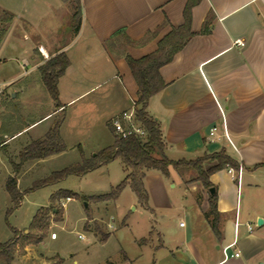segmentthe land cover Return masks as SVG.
I'll return each mask as SVG.
<instances>
[{"label":"crops","instance_id":"0c3cea01","mask_svg":"<svg viewBox=\"0 0 264 264\" xmlns=\"http://www.w3.org/2000/svg\"><path fill=\"white\" fill-rule=\"evenodd\" d=\"M19 1L18 8L13 10L14 23L35 28L27 18L35 15L37 0L31 2L29 7L34 9L30 14L27 1ZM187 1L80 0L81 26L72 40L56 46L39 42L37 46L48 57L64 53L70 61L58 84L60 106L52 100L51 111L42 118L14 134L0 136V167H5L4 156L10 157L3 149L7 152L13 142L30 134L29 139L13 149L19 157L33 141L45 137L59 114H66L80 103L83 110L87 99L104 86L109 87L93 101L103 105L98 123L111 132L112 119L130 111L138 98V86L125 55L140 59L154 53L172 28L183 25ZM54 2L52 13L61 16L66 3ZM192 17L195 36L171 63L161 68L166 87L150 99L147 113L160 126L164 155L169 160L193 161L224 150L242 165L241 181H235L228 170L210 176L220 213V239L204 216L209 211L210 194H199V186L204 187L195 182L190 186L196 190L193 193L200 203L203 223L182 205L187 221L184 226L179 224V234L161 224L159 230L154 229L157 244L147 239L146 244L140 245L137 240L141 249L153 254L150 260L142 251L141 255L133 259L126 256L116 264H264V0H202L193 8ZM209 17V32L203 34ZM23 37L28 40L27 35ZM2 49L3 46L0 55ZM38 54L40 60H34V68L40 69L47 59H42L40 51ZM66 120L65 116L60 130L65 145ZM49 121L41 136L31 135ZM213 128L216 133L211 136ZM226 132L232 144L225 138ZM111 134L112 143L103 131L98 134L91 153L96 155L113 146L115 136ZM211 166L207 163L205 169ZM163 178L166 177L159 171H151L146 173L144 182L149 193L146 209L161 212L164 220L162 212H171L175 206L170 194L164 191ZM2 182L5 186L4 177ZM153 233L150 231V236ZM51 240H58V236ZM237 252L240 256L232 257ZM17 261L16 257L13 264Z\"/></svg>","mask_w":264,"mask_h":264},{"label":"rangeland","instance_id":"374dc122","mask_svg":"<svg viewBox=\"0 0 264 264\" xmlns=\"http://www.w3.org/2000/svg\"><path fill=\"white\" fill-rule=\"evenodd\" d=\"M26 1L27 12L30 14L34 8L29 6L35 0ZM54 3V0H37L35 15L27 18L34 23L35 28H31L27 24L14 23L13 10L18 8L19 0H0V5L4 6L0 7V28L6 31L0 42V48L3 46L0 55V86L5 91V95L0 96V136L3 138L42 118L52 109L53 101L45 89L41 71L34 68V60H40L37 46L39 42H49L54 46L67 44L76 32L74 6L66 4L61 16H57L52 13ZM24 35L28 36V40L24 39ZM24 59L29 63L26 71L20 67ZM51 59L48 57L46 62ZM108 87L104 86L92 94L83 110L80 108L82 103L76 104L66 114H59L53 120L55 122L61 117L65 120V116L67 119V150L61 155L34 165H25L19 173H15L10 160L18 163L19 157L13 149L29 139L30 134L19 138L8 147L6 153L10 157L4 156L5 167H0V242L11 241L16 231L28 232L41 208H54L50 212L51 224L47 237L40 244L29 246L28 252L20 250L16 255V264H57L59 259H62L61 264H116L126 256L133 259L141 255L142 251H145L144 257L150 260L153 254L149 250L141 249L137 240L140 242L145 238L157 244L154 229L159 230L161 224L170 226L173 232L179 234V224L185 225L187 221L182 205H186L193 213L194 219L203 223L201 206L193 193L196 190H192L190 186L195 183L191 181L196 178V174L191 171L180 173L171 169V178H163L164 191L170 194L175 206L171 212H162L164 220L161 212L152 213L143 207L130 187L124 189L116 202L91 201L92 197L109 193L125 180L126 171L120 160L85 176H71L56 185L34 189L37 182L52 174L81 164L82 153L86 159L94 157L95 153H91V150L97 135L102 131L112 143V134L108 127L97 120L103 105L93 101ZM50 122H45L31 135L41 136ZM3 177L6 182L10 177L18 181L22 201L16 209H13L6 184H2ZM199 187V194H210L209 190ZM59 191L72 192L78 198L71 201L61 200L58 204L51 205L52 196ZM57 209L60 210L58 217L55 215ZM56 219L61 221L56 222ZM150 231H154L151 236ZM53 233L58 236V240H51ZM107 235L108 238L103 241ZM79 236H84V239Z\"/></svg>","mask_w":264,"mask_h":264},{"label":"trees","instance_id":"16d2710c","mask_svg":"<svg viewBox=\"0 0 264 264\" xmlns=\"http://www.w3.org/2000/svg\"><path fill=\"white\" fill-rule=\"evenodd\" d=\"M202 0H188L184 10V23L180 27L172 28L162 40L159 41L157 50L140 59H133L130 55H125V60L131 70L133 78L138 86L137 101H136V117L148 132L146 140H140L136 137L121 139L115 137L113 146L108 147L97 153L91 159H86L82 153L83 161L81 164L71 166L61 172H56L50 177L37 182L34 189H40L47 186L56 185L71 176L82 177L88 173L107 166L116 160H120L124 165L127 176L125 180L117 187L105 195L92 197L94 202H116L124 189L130 187L133 193L137 196L140 204L147 208L149 201V193L145 187L144 179L146 173L150 171H159L164 177L169 178L171 169L177 172H194L196 178L191 182H199L207 190L214 188L210 182V176L232 168L239 170L240 163L229 156L226 151L219 153L204 155L193 161H171L164 155L165 145L162 139V133L158 122L149 117L147 108L150 99L160 93L166 83L163 81L160 70L163 66L171 63L177 54H179L195 36L192 31V11ZM64 3L74 6L75 8V30L78 32L82 20V7L80 0H63ZM211 17L205 22L202 33L209 32ZM6 34L5 29L0 28V42ZM70 61L66 54L61 53L40 68L41 78L45 89L52 100L60 106L58 84L60 78L65 74L69 67ZM64 118L56 120L51 129L43 139L33 141L30 145L24 148L19 154V162L15 163L10 160L15 173H19L21 168L29 162L44 160L49 157L61 154L67 150L60 134L61 126ZM111 132L112 128H111ZM6 153V151L3 149ZM210 163L212 166L205 169V164ZM6 190L9 193L13 209L20 206L22 195L18 190V181L16 178L10 177L6 182ZM78 198V195L69 191H59L51 198V205L58 204L61 200ZM53 209L41 208L35 215L30 229L27 233L15 232V237L6 243L0 242V264H13L17 253L20 250L23 252L29 246L40 244L48 234L50 227V212ZM60 210L57 209L55 215L58 217ZM204 216L209 220L211 228L217 238L220 239L219 222L220 213L217 209V195H210L209 211L204 213ZM56 222L61 221L56 219ZM108 238L104 236V240ZM148 242L147 239L141 240L140 245ZM62 259H59L57 264H61Z\"/></svg>","mask_w":264,"mask_h":264},{"label":"built area","instance_id":"2783aa9c","mask_svg":"<svg viewBox=\"0 0 264 264\" xmlns=\"http://www.w3.org/2000/svg\"><path fill=\"white\" fill-rule=\"evenodd\" d=\"M41 55L44 58H48V55L45 53V51L40 48L39 49ZM29 63L26 60H23L20 64V67L22 70L26 71L28 68ZM3 93V89L0 86V95ZM111 128L113 131V135L115 137L121 138V139H128L130 137H136L139 138L140 140H146L148 138V132L144 128V126L138 121L136 117V102L133 103V107L130 111H124L111 121ZM216 133V128H213L210 132L211 136H214ZM225 138L232 144L230 141V137L225 133ZM229 174L231 177L235 180L240 182L242 173H243V167L240 166L239 170L236 171L232 168L228 169ZM67 201H71V199H67ZM181 226H184L183 223H181ZM57 235L53 233L51 235V239H56ZM80 239H84V236H79ZM228 248L224 250L225 254L227 255L226 251ZM240 253H235L232 255V257H239Z\"/></svg>","mask_w":264,"mask_h":264},{"label":"water","instance_id":"95a60500","mask_svg":"<svg viewBox=\"0 0 264 264\" xmlns=\"http://www.w3.org/2000/svg\"><path fill=\"white\" fill-rule=\"evenodd\" d=\"M209 192H210V195H214V194H215V189L212 188V189L209 190ZM258 224H259V225H262V224H263V221H262V220H259V221H258Z\"/></svg>","mask_w":264,"mask_h":264}]
</instances>
